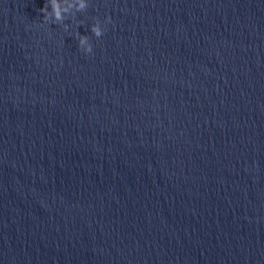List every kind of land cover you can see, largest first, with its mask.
Instances as JSON below:
<instances>
[{
  "label": "water",
  "instance_id": "1",
  "mask_svg": "<svg viewBox=\"0 0 264 264\" xmlns=\"http://www.w3.org/2000/svg\"><path fill=\"white\" fill-rule=\"evenodd\" d=\"M87 2L0 0V264H264V0Z\"/></svg>",
  "mask_w": 264,
  "mask_h": 264
},
{
  "label": "clouds",
  "instance_id": "2",
  "mask_svg": "<svg viewBox=\"0 0 264 264\" xmlns=\"http://www.w3.org/2000/svg\"><path fill=\"white\" fill-rule=\"evenodd\" d=\"M87 0H46L45 6L40 9L43 13V23L63 25L65 31L68 30L69 24L65 21L69 19H75V13H81L86 11L88 8ZM50 8V11H49ZM112 21L110 18H106L104 25H101L99 20L94 23L90 30L91 33L96 37L100 38L107 31L106 25ZM78 36V47L85 54H91L93 51L92 44L89 42L88 36Z\"/></svg>",
  "mask_w": 264,
  "mask_h": 264
}]
</instances>
